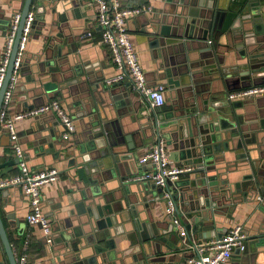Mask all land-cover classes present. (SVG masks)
I'll return each instance as SVG.
<instances>
[{
  "label": "crops",
  "instance_id": "1",
  "mask_svg": "<svg viewBox=\"0 0 264 264\" xmlns=\"http://www.w3.org/2000/svg\"><path fill=\"white\" fill-rule=\"evenodd\" d=\"M55 2H57L56 10L52 12L49 7H46L45 21L37 20L34 23V31L31 32L27 42L25 60L18 74L7 112L9 115H15L51 100H58L63 109L73 118L75 124V132L69 136V144L73 141H80V135L85 123L88 122L89 114H92L101 126L107 127L111 132H117L122 148L125 147L124 136L132 133L144 123L145 114L151 116L154 111L163 116L169 114L174 109L178 95L176 88L170 89L167 85L162 71L165 66L170 67L176 79L179 77L177 76L178 69L187 74L183 82H187L188 85H184L182 89L188 88L187 92L213 97L214 102L216 100L228 101L226 94L240 89L241 81L245 84L253 81L251 77L248 79L245 76H237L238 73L243 72L241 67H236L242 64V61L235 60L238 52L233 48L231 40L228 41L231 46H226L223 34L218 35L211 30L203 33L195 29L188 37L186 35L188 28L179 29L181 34L179 37L169 35L161 38L150 33L152 27L149 19L151 16L164 14L171 21L172 16H176L180 9L179 4L168 0H143L142 3L138 0L137 4L132 3V0H121L125 7L149 8L147 12L127 17L126 25L147 82L150 85H165L163 105L151 109L146 100L132 89L129 81L113 84L106 82V79L115 75L117 70L108 47L101 43V28L96 22L95 6L88 0H71L68 8H63L59 0ZM23 3L24 0H0V59L3 55L5 34L9 23L13 15L21 11ZM31 10L34 12L33 5ZM87 31L91 32V36L84 38L83 34ZM49 32L52 33L49 39L52 38L54 41L53 55L58 52L57 46L60 47L62 58H68L64 70L53 73L50 78L46 76L48 67L43 65L42 62L45 59L41 53L43 42ZM174 32L176 30L171 27L170 34ZM157 40H159V45H157ZM208 40L211 42L208 43ZM227 51L230 52L234 61L216 60L217 56L227 55ZM48 52L52 56L51 51ZM54 59L58 60V57ZM75 67H79L83 73L76 75ZM42 68L45 72L41 71ZM224 70H229V73ZM55 78L57 81L60 79L61 83L72 79L78 81L69 85L65 84L58 91H46L43 84L55 81ZM257 78H255L256 82L264 81V77ZM230 101L239 105L236 110L241 117L243 116V129L256 139L254 144L249 145L253 147L252 157L239 158L243 149L236 148V140H227L228 150L214 154V170L207 173V176L216 175L215 187L225 189V192H213L216 205L211 206L210 211L213 213L216 211V214L214 213V229L209 233L211 237H205V231H203L202 239L196 234L194 237L188 236L187 233L181 236L175 229L171 238H173V245L181 246L182 241H178L177 236L183 237V242L189 249L193 243L214 241L218 239V234L222 235L229 228L239 225L245 235L246 247L244 250L238 249L225 264H264V186L258 185L256 189L251 190V186L245 183L240 190L241 183L245 182L244 179L248 175L254 176L257 173L259 181L262 183L264 180V95ZM83 110L86 114L81 115ZM15 130L24 160L31 170L54 167L60 173V177L55 182L46 183L40 188L45 215L47 217L49 215V220L51 217L59 220L68 219L69 216L76 217L78 209L75 202L78 201L80 193L79 189L70 182L65 166L71 157L57 163L47 152L50 149L49 143L62 140L63 126L59 118L53 112L26 117L15 122ZM135 141L139 142L137 136H135ZM164 143H166L165 139ZM12 145L0 124V163L15 158L12 154ZM150 146L151 143H147L138 150L139 158ZM166 149L171 165L185 168L177 180L194 179L193 174L186 172L188 171L186 168H191V166L170 158L173 154L171 146H166ZM74 152L76 155L78 146L74 147ZM174 157L177 158V156ZM8 168L10 167H5L3 171ZM135 168L137 173L129 177L130 181H135L138 176L148 170V166L140 162L136 163ZM17 172V164H14L11 170L4 174L0 172V175L10 177ZM135 182L142 181L136 180ZM164 189V192L172 190L173 194L177 193L174 187L170 190L165 186ZM5 190L3 194L0 193V214L15 257L21 253L23 242L28 238L27 264H58L59 259L62 260V255L53 256L47 253L39 226H31L26 222L29 203L25 196L18 187L11 186ZM244 192L246 197L243 196ZM258 196H261L263 200L260 201ZM153 198L152 195H148L153 218L158 221L159 229L163 230L167 228L169 222H172V219L166 213L165 198L161 197L156 202ZM11 212L20 222L19 231L12 229L9 224L10 220L7 215ZM72 224L77 226V221L73 219ZM59 246L55 248L58 249ZM188 249L179 250L181 258L177 257L176 261L186 264ZM166 251L167 249L162 246L159 254L155 253L154 247L147 252L153 253L152 257H157ZM0 264H9L1 241Z\"/></svg>",
  "mask_w": 264,
  "mask_h": 264
},
{
  "label": "water",
  "instance_id": "2",
  "mask_svg": "<svg viewBox=\"0 0 264 264\" xmlns=\"http://www.w3.org/2000/svg\"><path fill=\"white\" fill-rule=\"evenodd\" d=\"M59 1L63 8H68L71 0H66L69 3L65 0ZM132 1V3H138V0ZM142 1L140 0V3ZM168 1L180 5L178 13L172 16L171 21L164 14L152 15L149 19L152 27L151 34L161 38L169 35L179 37L181 35L179 29L183 28H188L186 33L188 37L195 29L203 33L211 30L218 35L223 34L226 46H231L230 42L228 43L231 40L233 48L238 52L235 60L242 61V64L236 67H241L243 72L238 73L237 76L253 78V81L247 82L248 84L241 81L239 86L244 88L251 86L250 83L264 84V81L256 82L255 80L257 77H264V0ZM32 5L34 20L30 34L34 31L35 21H45V8L49 7L54 12L57 2L55 0H24L21 11L16 12L20 14V20L5 78L0 88V107L12 72L22 26ZM171 27L176 32L170 34ZM51 35L52 33L49 32L46 36L41 51L45 59L42 63L44 67H48L46 75L48 78L55 72H62L65 63L68 62V58H62L60 47L56 46L58 52L53 55L54 41L52 38L49 39ZM210 42L211 40H208V43ZM157 45H159V40H157ZM49 50L52 56L49 55ZM227 52V55L217 56L216 60L234 61L230 52ZM55 57H58V60H55ZM24 60L25 52L19 72ZM41 71L45 72L44 68ZM74 71L76 75L83 73L79 67H75ZM162 71L168 87L177 89L178 96L174 109L164 116L156 114L155 111L151 116L145 114L144 123L132 133L124 136V148L121 147L117 132H111L107 127L101 126L92 114L87 116L88 122L84 125L80 141H73L69 144V137H63V128L62 140L49 143L50 149L47 152L51 154L55 162L60 163L71 157L65 165L66 172L70 182L79 189L80 193L78 201L75 202L78 209L76 217L69 216L64 220L51 217V242L47 243L43 236L46 252L53 256L62 255V260L59 259L58 264L180 263L176 261L177 257L181 258L179 250L188 249L186 243L183 242L184 238L177 236L182 244L181 246L173 245L171 236L175 233V229L177 230L176 226L173 222H169L167 228L160 230L158 221L153 218L151 202L148 201V195L154 197V202L164 197V187L147 181L135 182L136 180H133V182L129 179L131 175L137 173L135 165L140 159L138 150L147 143H153L156 137L165 139V145L172 148L173 154L170 158L190 165L191 168L186 172L194 175V179L176 180L166 185V189L171 190V187L177 189L175 194L172 190H168L172 193L169 192L176 205V214L182 221V225L185 224L187 235L194 237L196 234L202 239L203 231H205V237H211L209 233L214 229V213L216 214V211L214 213L210 211V207L216 205L213 192H225L224 188L215 187L216 175L207 176L208 172L214 170V154L223 152V150L227 151V140L233 139L236 140V148L243 149L239 158L249 156L251 158L253 147L249 145L254 144L256 139L243 129V116L241 117L236 110L239 105H235L227 97L228 101L216 100L214 102L213 97L187 92L188 88L182 89L184 85H188L187 82H183L187 76L186 73L178 69L177 76L179 77L176 79L170 67L165 66ZM224 72L229 73V70H224ZM54 80L44 83L43 88L46 91H58L65 84L69 85L78 81L72 79L61 83L60 79L57 81L55 78ZM84 114L86 111L83 110L81 115ZM135 136L139 138V142L135 141ZM75 146H78L76 155ZM14 164H18L16 156L0 163L1 174L11 170ZM252 165L255 167L253 161ZM5 167L10 168L3 171ZM244 181L241 183L240 190L245 183L251 186V190L256 189L258 185L264 186V180H261V183L257 173L254 176H246ZM15 187L21 191L19 186ZM4 191H6L5 188L1 193L3 194ZM243 196L246 197L245 192ZM7 218L10 220L11 228L19 231L21 226L15 214L11 212ZM73 219L77 221V226H73ZM222 235L218 234V238ZM0 241L9 264H17L1 214ZM57 245H60L58 249L55 248ZM162 246L167 251L160 256L152 257L153 253L147 252L154 247L155 253L159 254ZM188 250L187 257L191 253L190 248ZM237 250L233 251L231 257L236 254Z\"/></svg>",
  "mask_w": 264,
  "mask_h": 264
},
{
  "label": "built area",
  "instance_id": "3",
  "mask_svg": "<svg viewBox=\"0 0 264 264\" xmlns=\"http://www.w3.org/2000/svg\"><path fill=\"white\" fill-rule=\"evenodd\" d=\"M95 6V18L101 28V43L106 45L110 51L112 62L117 70L116 74L107 78L108 84L121 83L129 81L132 89L144 100L151 109L158 108L164 103V84L150 85L141 68L133 43L129 38V32L126 25V19L129 16L138 15L149 11V8L125 7L121 0H88ZM20 20V14L13 15L8 30L5 34L3 55L0 59V88L5 78L9 56L13 46L17 26ZM34 13L30 10L25 17L21 35L18 41L16 55L13 61L12 72L5 88L1 107L0 124L12 142V148L18 159V172L10 177L0 175V193L2 189L19 186L21 193L29 203V212L26 215V222L31 226H39L46 242L52 240L51 222L43 211V203L40 188L46 183L55 182L59 177V171L54 167H47L38 170H31L23 157L22 149L18 143V135L15 130V122L26 118L34 117L40 114L53 112L60 120L64 128V138H68L75 132L73 118L61 106L58 100H51L41 106L31 108L22 113L9 115L7 106L11 101L21 62L24 56L26 45L30 36ZM91 32L87 31L83 37H90ZM264 95V84L251 85L227 93L228 100L242 99ZM140 163L146 164L148 170L143 172L136 180L154 183L160 187H165L168 183H173L179 178V175L185 168L171 165L168 158L164 139L154 138L150 148L139 159ZM189 168H186V170ZM166 202V213L171 216L173 224L181 236L187 233L176 214V205L172 195L164 192ZM261 201L262 198L259 197ZM29 240L26 238L22 245V251L16 256L17 264H27V247ZM190 255L186 258V264H225L234 250H244L245 235L239 225L229 228L220 238L214 241L193 243L189 246Z\"/></svg>",
  "mask_w": 264,
  "mask_h": 264
}]
</instances>
